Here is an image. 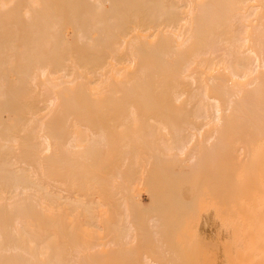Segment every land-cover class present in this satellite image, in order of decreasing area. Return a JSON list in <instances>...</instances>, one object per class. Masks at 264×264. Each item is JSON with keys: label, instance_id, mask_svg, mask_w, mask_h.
Returning <instances> with one entry per match:
<instances>
[{"label": "bare ground", "instance_id": "6f19581e", "mask_svg": "<svg viewBox=\"0 0 264 264\" xmlns=\"http://www.w3.org/2000/svg\"><path fill=\"white\" fill-rule=\"evenodd\" d=\"M260 69H264V0H0V264H177L181 250L175 243L168 251L162 248L169 258L164 252L157 256L161 249L156 248L153 261L142 255L143 261L140 255L142 263L138 262L139 251L146 247L140 241L144 233H139L144 230L136 227L139 212L134 214L131 208V203L138 210L143 206L134 185L141 184L138 176L152 162L164 173L154 163L149 173L155 169L166 179L171 164L175 171L176 165L179 169L186 162L180 156L192 138L177 127L181 121L185 127L192 123L190 118L211 119L222 126L225 111H231V119L241 122H232L240 124L238 129L244 131V121L249 122L252 144L264 136V115H256L258 110L264 112V71ZM197 126L195 132L204 127ZM220 126L216 127L218 144L225 140L219 136L226 131L220 132ZM241 133L234 136L240 139ZM204 138L214 141L211 135ZM219 138L223 140L218 142ZM199 143L195 149L191 141L195 153L203 152L201 162L190 149L193 157L186 158L191 164L181 165L191 171L190 179L183 181L185 171H179L183 183L191 181L194 173L201 177L199 169L205 171L202 162L210 148L202 147L204 152L199 147L203 142ZM226 145L218 146L226 149ZM192 163L201 166L197 169ZM161 167L171 169L168 176ZM149 177L142 185L153 188L156 174L153 180ZM171 177L168 183L175 185L179 178ZM156 181L154 185L161 182ZM180 181L175 187L181 186ZM198 181V188L190 184L196 194L189 198H182V192L192 191L191 186L190 190L178 188L179 203L196 201L194 197L202 193V181ZM148 185L147 194L155 189ZM152 204H147L148 209ZM116 207L119 212L114 211ZM114 212L113 218L125 216L112 222ZM151 216L147 222L152 219L149 222L154 224L149 231L144 229L149 236L154 233L155 240L157 218ZM178 216L182 215L175 217L180 223ZM262 236L257 240L260 247ZM136 239L141 248L130 244ZM244 247L240 255L247 257V263L253 248L245 247L250 249L247 252ZM257 254H252L256 260L252 261L253 256L251 261L263 264V255ZM244 260L238 261L246 264Z\"/></svg>", "mask_w": 264, "mask_h": 264}, {"label": "rangeland", "instance_id": "374dc122", "mask_svg": "<svg viewBox=\"0 0 264 264\" xmlns=\"http://www.w3.org/2000/svg\"><path fill=\"white\" fill-rule=\"evenodd\" d=\"M260 71H264V69H260ZM226 112V114H224L226 117H223L224 119H223V121L221 122V125H222V123H223V125L222 126H220V121H215V120H211V119H206V120H192V118H190L191 119V121H192V123H191V121L188 119V123L190 124V126L189 125H187L188 127H189V130L190 129H192L191 131H193L192 133L191 132H189L188 130H187V128H185V127H187V126H181V125H183L182 124V122L183 121H181V120H177L176 122L179 124V121H181L180 122V124H179V126L177 125V124H174L175 126L177 125V127H183V129H182V132H183V136H185L186 137V134H188L187 135V137H189V138H192L191 139V141H192V143H196L195 144V149H197V146H198V138H199V141H200V143H201V141L203 142V145H202V143L200 144V146L199 147H204V148H206V147H208V148H210V151L207 153V151H206V153L205 154H207L209 157H204V158H206V159H204L205 160V162H202V163H206L205 164V166H204V164H203V166L205 167V171L204 170H200L199 169V167L201 166V164L199 165V167L196 165V163L198 162H196V163H192V165L193 164H195L198 168L197 169H199V171H200V176L201 177H199V175H197L196 176V173H194L193 171H195L196 169H195V167H194V170L192 171L193 173H194V175L196 176V177H198V179L200 180L201 179V181H202V184H201V181H200V184H201V191H202V193H200V195H199V193H197L198 194V196H195L194 197V199L196 198V201L195 200H193V203L192 202H190V203H188V201L186 200L185 201V199L188 197L189 198V196H191V195H193V194H191V193H193L194 192V194H196V190H194V187L192 186V185H194V183L196 184V186L198 185L199 186V181H198V179H196L195 177H194V175L192 176L193 177V179L195 178L197 181H195V182H193L192 180V182L191 181H185L184 183L182 182V181H180V180H182V178L181 177H179V176H181V174H180V169L182 168L181 167V165H184V166H188L186 163H188L189 165L191 164V161H188L189 160V158H191V157H193V155L190 157V155L192 154V152L189 154V152H190V149L192 150V148L194 147V145L193 144H191V141L190 142H188L189 143V145H188V143H187V148L185 149V152H186V150L187 149H189V150H187V154L184 152V154L183 155H181L180 156V159H182V160H184V164H183V162H182V164L180 165V168L178 169V165H176L177 167H175V171H174V168H173V166H172V164L169 166L170 168H172V171H171V169H166V168H168L167 166H166V168L165 167H161L162 169H165V171H166V174L168 173V171L170 170L171 172L170 173H168V174H171L172 175V177H171V175H169L168 176V174H167V176H168V179H170V177H171V179H173L174 181L175 180H178V178H179V180L178 181H180L181 182V186L180 185H178V187L176 188L175 187V185L177 184V182H174L175 183V185L174 184H172L171 182H170V184L168 183V179H166L164 176L165 175H162L166 180L164 181L165 182V185H164V182L163 181H161V179H162V176L161 175H159V174H157V173H155L156 172V170L159 172L160 170H158V168H159V166H158V164L156 165L154 162H152V163H154L156 166L155 167H157L156 168V170L154 169V171H152V172H154L155 174H156V177H155V174L154 173H151V171H150V173H151V175L153 174V176L155 177V180H153L154 178H152V177H149V175H150V173H149V170L151 169H153L154 168V164L152 165V163H150V165L148 164V166H146L143 170H145V171H143L142 170V173L143 174H140L139 176H138V180H139V182L142 180V182H143V184H144V181H145V178L146 177H149V178H147V180H149L150 178H152L151 180H153L154 182L156 181V178H157V180H158V182H160L159 184H161V185H159V184H155L154 185V182L153 181H151L150 180V182H153V188H155L154 190H152L153 188L151 187V184H150V182H149V184L150 185H148V184H146V185H148V187L150 186V190H152V192L151 193H149V194H147L146 192H144V189L146 188V185H142V182H141V184H139L138 185V183L136 184V185H134V190H135V192H136V194H138V195H140L141 196V200H142V205L143 206H141L142 207V209H144V207H146L144 210H142L141 209V207L138 205V208L139 209H141V210H138L136 207H137V205L135 206V204H132L131 203V205H134V206H131V208L132 207H134L135 209L133 210L134 211V214L135 213H138V214H136V215H138L139 217H140V219L138 218V226H136V227H138V229L139 230H144V231H140L139 233H141V232H143L144 234L142 235V233H141V244L142 245H144V246H142L141 244H140V246H142V248H145V249H142L141 251H139V249H138V251H139V253L140 254H138L139 255V259H138V262H141L142 263V260L144 259L143 257H148V258H146L145 260H147L148 259V261H153V259H155V257H156V252H155V250L154 249H156V248H158V249H161V251H157L158 249H156V251H157V253L159 254V255H157V256H160L161 257V254L165 251V250H167L166 248L167 247H169V250H170V248L172 247V245L171 244H174V245H176L177 246V248H178V250H181L179 253H180V255H178L179 256V258L178 259H180V256L182 257L183 256V258H181L180 260L182 261V263L184 264L185 262H183V260L182 259H184L185 257H186V259H187V261L188 262H186V264H202L201 262H203V264H233V262L234 263H236V264H242L243 263V260L245 259V258H243V259H241L242 257H241V255H243L242 253H244V250H243V247L245 246V247H249V248H251L252 247V242L255 240L256 241V243H254L253 242V244H254V248H253V250H252V248H251V250L253 251H250V249L249 248H247V249H249V251L252 253V254H254V255H256L257 253H255L254 251L256 250V252H258V254L257 255H263V253L262 252H264V250H262V249H264L263 247H264V245L262 246V244H260L261 245V247L258 245L259 244V242L261 243V241H259V242H257V240H261V233H262V240L264 241V220L262 219V217L264 216V136H262L261 138H257V140L255 141V139H253V141H255L254 142V144H252V141L251 140H249V136H250V125H249V122L248 121H244V123L246 124L245 125V127L244 126H242V127H244V131L243 130H241L240 128L238 129V125H239V127H241L240 126V124H238V125H235L234 123H241V122H238L239 120L237 119V117H236V115H235V117L236 118H233L234 120L235 119H237V121L235 122L233 119H231L232 117H233V112L231 113V111L229 112V111H225ZM224 112V113H225ZM228 112V113H227ZM258 113L256 114V115H258L259 114V116L262 114V115H264V112H259V110L257 111ZM246 113V112H245ZM244 113V114H245ZM254 113H256V112H254ZM253 113V114H254ZM235 114V113H234ZM241 114V113H240ZM250 113H248L247 112V115H249ZM253 114H250V115H253ZM175 115V114H174ZM189 115V114H188ZM190 115H193L192 113L190 114ZM211 115V114H210ZM237 115H239V114H237ZM242 115H243V113H242ZM255 115V116H256ZM241 116V115H240ZM244 116V115H243ZM246 116V115H245ZM254 116V115H253ZM259 116H256V119H257V117H259ZM262 118L261 119H263V116H261ZM225 118H226V120H225ZM260 118V117H259ZM258 118V119H259ZM227 119H228V121L230 120V122L231 123H227ZM255 118H253L252 120H254ZM256 119H255V121H256ZM233 120V121H232ZM251 120V119H250ZM264 120V119H263ZM186 121H187V119H186ZM190 121V122H189ZM195 121V122H194ZM196 121H202V122H199V124L201 125V123L203 124V126L205 127H200L199 126V124H198V122H196ZM207 121H209V122H207ZM207 122V123H206ZM210 122H214V123H210ZM226 123V125H225V123ZM232 122H234V123H232ZM247 122V123H246ZM259 122H261V121H259ZM258 122V123H259ZM263 122V121H262ZM205 123V124H204ZM210 124V126H209V124ZM217 124V126L219 125L220 126V132H222L223 130H226L225 132H222L223 134H225V135H223L222 133L220 134L219 133V136L221 137L222 136V138H225V140H227V141H225V140H223V139H220L219 138V141H218V139H217V141L218 142H220V140L222 141L223 140V142H221V143H224V146L227 144V142H229L230 143V145L227 147V145H226V149H222V147H220V146H218L219 144H221V143H216V140H215V137H217L218 136V133H216V132H219V130L218 129H216V124ZM243 122H242V124H244ZM251 123V122H250ZM254 123V122H253ZM252 123V124H253ZM195 124H197L196 126L197 127H200V128H203V129H198V131H196L195 132V129H196V126H195ZM208 124V125H207ZM227 124H229V126H230V129H229V127L227 126ZM206 125V126H205ZM213 125V126H212ZM231 125L232 126H234V128L233 127H231ZM256 125V124H255ZM259 125H260V123H259ZM261 125H263L264 126V124H261ZM192 126V127H191ZM194 126V127H193ZM216 126V127H215ZM223 126H227V127H224L223 129L221 128V127H223ZM258 126V125H257ZM262 126V129L264 130V127ZM210 127V129H208ZM213 127H215V129L213 130ZM235 127H237V128H235ZM251 127H253V125L251 126ZM218 128V127H217ZM226 128H228V129H226ZM254 128V127H253ZM252 128V129H253ZM256 128V127H255ZM261 128V127H260ZM194 129V130H193ZM222 129V130H221ZM235 129H236V131H235ZM243 129V128H242ZM259 129V128H258ZM262 129H259L260 131H261V133H262ZM187 130V131H186ZM197 130V129H196ZM199 130H200V132L204 135H202L201 133L199 134ZM202 130V131H201ZM203 130H205L206 132H207V134L205 133L204 134V131ZM215 130H217V131H215ZM227 130H228V134H227ZM210 131L211 132H213V131H215V132H213L214 134L216 133V136H214V134H213V136H212V134L210 133ZM235 131V132H234ZM254 131V130H253ZM255 131H256V129H255ZM254 131V132H255ZM240 132H242L240 135H239V138H240V136L242 135V139L240 138V139H238L236 136L240 133ZM258 131H256V133H257ZM186 133V134H185ZM235 133H237L236 134V136H234L235 135ZM264 133V132H263ZM196 134H199V135H196ZM209 134V136H205V135H208ZM245 134V135H244ZM190 135H191V137H190ZM193 135V136H192ZM194 135H195V137H194ZM210 135H211V138H214V141H213V139H212V141H209V142H205V141H208V138H204V137H210ZM245 136V139H243L244 138V136ZM255 135V134H254ZM254 135H253V137H254ZM260 135V134H259ZM258 135V136H259ZM197 136V137H196ZM203 136V137H202ZM255 136H257V135H255ZM201 137L204 139V140H201ZM233 137H236V139L235 138H233ZM251 137H252V135H251ZM211 138H209L210 140H211ZM263 138V139H262ZM195 139H197L196 141L198 142H196L195 141ZM207 139V140H206ZM249 141H251L250 143H249ZM262 141V142H261ZM205 142V143H204ZM228 143V144H229ZM256 143V144H255ZM191 144V145H190ZM217 144V145H216ZM250 145V146H249ZM204 148H202L203 149V151L205 152V150H207V148L204 150ZM212 148V149H211ZM220 148H221V150H223L222 152L221 151H219L220 150ZM261 148H262V150H261ZM195 149L193 148V153H195ZM198 149H200V148H198ZM259 150V152H258V150ZM209 150V149H208ZM197 151V150H196ZM197 152H199V151H197ZM252 152V153H251ZM263 152V153H262ZM202 153V155H203V152H201ZM201 153H199V154H201ZM209 153L211 154V156L209 155ZM255 153H256V155H255ZM198 155V156H196L198 159H200V155L198 154V153H195V155ZM259 154H262V156L261 155H259ZM189 155V156H188ZM182 156H183V158H182ZM186 156L188 157V160H187V158H186ZM206 156V155H205ZM186 158V159H185ZM210 158V159H209ZM222 158H223V160H222ZM179 158H178V160H180ZM181 160V161H182ZM195 160V159H194ZM203 160V159H202ZM210 160V161H209ZM188 161V162H187ZM221 161V162H220ZM223 161V162H222ZM192 162H194V161H192ZM199 162H201V159L199 160ZM220 163H222V165H221V168L219 169V167H220ZM210 164H211V166H210ZM208 165V166H207ZM215 165V166H214ZM149 166H151V168L149 167ZM174 166H175V164H174ZM183 166V168L181 169L182 171L184 170L185 171V178L183 179V181L184 180H186V178L187 179H190V176H189V173L191 172L190 170H189V168H185ZM148 167V168H147ZM153 167V168H152ZM203 167V168H204ZM202 168V167H201ZM210 168V169H209ZM178 169V170H177ZM193 169V168H192ZM218 169H219V171H218ZM186 170H188V171H186ZM182 171H181V173H182ZM190 171V172H189ZM198 171V172H199ZM164 173V170H161V173ZM176 172V173H175ZM179 172V173H178ZM186 172H188V173H186ZM197 172V173H198ZM201 172H204V174L203 173H201ZM217 172H218V174H217ZM160 173V172H159ZM174 175H173V174ZM178 173V174H177ZM183 174V176H184V172L182 173ZM186 174H187V177H186ZM212 176H211V175ZM253 174V175H252ZM146 175H148V176H146ZM203 175V176H202ZM141 176V177H140ZM142 176H144V178L142 177ZM158 176V177H157ZM177 178H176V177ZM205 176V177H204ZM232 176H234V177H232ZM250 176V177H249ZM208 177H209V179H208ZM252 177V178H251ZM164 178L162 179V180H164ZM181 178V179H180ZM207 178V179H206ZM256 178V179H255ZM144 179V180H143ZM218 179V180H217ZM146 180V182H148ZM247 180V181H246ZM171 181V180H170ZM157 182V181H156ZM179 182V183H180ZM186 182H190V183H186ZM197 182H198V184H197ZM257 182V183H256ZM166 183H168V184H166ZM191 183H193L192 185H190ZM173 185L175 188H173V186L171 187H168L169 185ZM260 184V185H259ZM139 187H138V186ZM212 185V186H211ZM233 185V186H232ZM164 186H165V188H164ZM167 186V187H166ZM180 186V187H179ZM189 186H191V188H192V191H186V188L185 187H187V190H190L191 188L189 187ZM198 186H197V188H198ZM229 186V187H228ZM157 187V188H156ZM181 187H183V188H181ZM218 187V188H217ZM178 188L180 189L181 188V190L183 191V189H184V191L182 192V194H183V197L181 196V195H179V194H181V191L180 190H178ZM233 188H235V189H233ZM195 189H196V187H195ZM213 189V190H212ZM215 189V190H214ZM220 189V190H219ZM232 189L235 191V193L232 191ZM263 189V190H262ZM147 190H149V188L148 189H146V191ZM199 190V189H198ZM198 190H197V192H198ZM210 190H212V191H210ZM159 191V192H158ZM178 191H180L179 193H178ZM240 191V192H239ZM200 192V191H199ZM221 193V194H220ZM238 193H240V195H241V197H240V195L238 194ZM258 193V194H257ZM263 193V194H262ZM187 194V195H186ZM229 194L231 195L232 194V196L231 197H233L234 198V200H237V201H233V198H230V196H229ZM234 194V195H233ZM252 194V195H251ZM154 196V198H156V200L154 199H151V197L153 198V196ZM178 195L180 196V197H178ZM149 196V197H148ZM187 196V197H186ZM239 196V197H238ZM185 198V199H183V201H181V203H179L180 202V200H182V198ZM218 197H219V199H218ZM237 197V198H236ZM263 197V198H262ZM179 198V199H178ZM228 198H230V199H228ZM258 198V199H257ZM193 199V198H192ZM215 199V200H214ZM227 199H228V201H227ZM259 199H260V201H259ZM150 200H152V201H150ZM170 202H169V201ZM155 201V202H154ZM174 201H175V204H174ZM192 201V200H191ZM244 201V202H243ZM150 202H154L153 204L152 203H150ZM159 204V205H157V203ZM177 202L179 203V205L177 204ZM183 202H185V203H183ZM215 202V203H214ZM227 202H228V204L230 205H227ZM236 202V203H235ZM240 203V206H239V204L238 203ZM243 202V203H242ZM130 203V202H129ZM241 203H242V208H241V210H240V208H238V207H241ZM126 204H128V203H126ZM147 204H152V205H154V206H151V208H149L148 209V205ZM185 204V205H184ZM191 204L193 205V206H191ZM243 204H244V207H243ZM146 205V206H145ZM177 205V206H176ZM237 205V206H236ZM252 205V206H251ZM260 205V206H259ZM130 206V205H129ZM150 206V205H149ZM179 206H181L180 208H179ZM191 206V207H190ZM227 206H229V207H227ZM263 206V207H262ZM152 207H153V209H152ZM188 207H190V208H188ZM228 209H227V208ZM259 207V208H258ZM260 207H261V209H260ZM127 208H128V206H127ZM238 208V209H237ZM244 208V209H243ZM254 208V209H253ZM257 208V209H256ZM123 209V208H122ZM121 208H120V211L122 210ZM129 209V211H131L130 210V208H128ZM147 209V210H146ZM175 209V210H174ZM108 210H110L109 208H108ZM135 210H137V211H135ZM149 210H150V212H149ZM152 210H153V212H152ZM160 210V211H159ZM232 210H234L235 212H232ZM240 210V211H239ZM243 210V211H242ZM250 210H252L251 212H250ZM259 210V211H258ZM111 211H112V209H111ZM110 211V212H111ZM114 211H117V207H116V209H114ZM158 213H157V212ZM246 211V212H245ZM113 212V211H112ZM117 212H119V211H117ZM154 212H155V214H154ZM185 212H187V213H185ZM249 212V213H248ZM257 212V213H256ZM115 213V214H114ZM114 213H110V221H112V220H114V218H120V217H124L122 214H124V212L122 211V212H120V213H122L121 215H120V217H118V216H116V217H112V215H117L116 214V212H114ZM133 213V212H132ZM151 213H153V214H151ZM233 213V214H232ZM253 213V214H252ZM182 215L181 217L180 216H178L177 218H181V220L179 221L180 223H178L177 222V220H175V217L177 216V215ZM143 215L145 216V215H147L146 217H145V221H144V217H143ZM151 215H153V217H155V218H157V220L156 219H154V220H156V222L157 223H155L156 224V226H155V230H153L154 232L156 231V236H155V240H154V238L152 239V235L151 234H154V233H151V232H149V233H151L150 234V236L149 235H147V233L148 232H146L145 233V231H147V229L145 230L144 228L146 227H149V229H148V231L151 229L150 228V224L151 223H153V222H149L150 220H152V219H149L148 220V222H147V218L148 217H150ZM175 215V216H174ZM135 216V215H134ZM249 216V217H248ZM258 216V217H257ZM152 217V216H151ZM176 218V219H177ZM179 218V219H180ZM260 218V219H259ZM112 219V220H111ZM229 219V220H228ZM252 219V220H251ZM255 219H257L256 220V223H255ZM259 219V220H258ZM115 220H117V219H115ZM153 220V221H154ZM173 220H174V222H173ZM262 220H263V222H262ZM238 221V222H237ZM259 221V222H258ZM112 222H114V221H112ZM170 222H173V226H169L168 225V223H170ZM182 222V223H181ZM244 222V223H243ZM263 224H262V223ZM147 223V224H146ZM244 225H243V224ZM255 223V224H254ZM260 223V224H259ZM149 224V226H146V225H148ZM154 224V223H153ZM180 224V225H179ZM234 224V225H233ZM258 224V225H257ZM262 224V225H261ZM175 225H176V227H177V225H178V227L177 228H175ZM241 225V226H240ZM248 225H249V227L250 228H248ZM157 226H159V227H157ZM236 226V227H235ZM260 226V227H259ZM136 227L134 228L135 230H136ZM166 227V228H165ZM232 227V228H231ZM262 227V229H260ZM171 228V229H170ZM173 228H175L174 230H173ZM248 228V229H247ZM259 228V229H258ZM137 229V230H138ZM245 229V230H244ZM247 229V230H246ZM252 229V230H251ZM254 229V230H253ZM136 230V231H137ZM257 230V231H256ZM258 230H262V231H259L258 232ZM136 231H135V233H134V235L136 234ZM165 231H166V233H165ZM247 233H246V232ZM255 231V232H254ZM261 232V233H260ZM169 233V234H168ZM146 234V235H145ZM158 234V235H157ZM134 235H132V236H134ZM145 235V236H144ZM167 235V236H166ZM252 235H253V237H252ZM139 236H138V238H139ZM144 236V237H143ZM146 236H147V238H146ZM154 236V235H153ZM162 236V237H161ZM257 236H259L258 238H257ZM111 237V236H110ZM134 237H136L137 238V235L136 236H134ZM249 237H251V238H249ZM137 238V239H138ZM149 238V239H148ZM162 240H161V239ZM172 238H173V240H172ZM201 238V239H200ZM243 238H244V240H243ZM254 238V240L253 241H249V240H251V239H253ZM260 238V239H259ZM136 239V241L135 242H133V243H130L132 246H133V244H134V247L137 245V240ZM159 240V242H158V240ZM146 240V241H145ZM160 240H161V242H160ZM140 241H139V243H140ZM148 242V243H145V242ZM157 241V243H159V246H157L158 244L156 243V245H155V242ZM245 241V242H244ZM143 242H144V244H143ZM173 242V243H172ZM135 243H136V245H135ZM154 243V244H153ZM165 243V244H164ZM251 243V244H250ZM264 243V242H263ZM164 244V245H163ZM206 244V245H205ZM245 244V245H244ZM147 245V246H146ZM161 245V246H160ZM163 245V246H162ZM167 245H169V246H167ZM251 247H250V246ZM138 246V248H141L139 245H137ZM164 246H165V248H164ZM171 246V247H170ZM185 246V247H184ZM186 246H187V248L189 249L188 251L187 250H185L186 249ZM148 247H150V248H148ZM154 247V248H153ZM244 247V248H245ZM259 247V248H258ZM152 248V249H151ZM165 249V250H163V249ZM136 249L137 248H135V251H136ZM149 249V250H148ZM176 249V248H175ZM184 249V250H183ZM240 249V252L238 253L239 254V256H238V254H237V252H238V250ZM126 250V249H125ZM148 250V251H147ZM172 250V249H171ZM173 250H174V248H173ZM245 250H246V248H245ZM262 250V251H261ZM134 251V252H135ZM137 251V252H138ZM145 251V252H144ZM149 251H150V253H149ZM168 251V250H167ZM183 251V252H182ZM184 251L186 252L185 253V255H182L181 254V252L184 254ZM243 251V252H242ZM247 251V250H246ZM246 251H245V254H246ZM249 251H247V252H249ZM171 252V251H170ZM170 252H168V253H170ZM189 252V253H188ZM118 253H120V251H118ZM145 253V254H144ZM152 253V254H151ZM175 253H176V250H175ZM192 253L194 254L193 256H192ZM199 253V254H198ZM235 253L237 254L236 255V257H235ZM250 253V254H251ZM262 253V254H261ZM136 254V253H135ZM146 254H147V256H146ZM155 254V255H154ZM171 254V253H170ZM177 254H178V252H177ZM176 254V255H177ZM186 254H188V257L186 256ZM190 254V255H189ZM229 254L230 255H232L233 256V254H234V256L233 257H231L230 256V258H229ZM241 254V255H240ZM248 254V253H247ZM250 254H248V255H250ZM251 254V256H249V261L247 260V263H246V259H247V257H246V259L244 260V263H246V264H250L249 262H252V261H254L255 262V260H256V256H254V255H252ZM140 255H141V257H142V255H143V257L141 258L140 257ZM152 255H154V258H153V256ZM165 255H167L165 252H164V256ZM201 255V256H200ZM202 255H204L203 257H202ZM247 255V256H248ZM173 256H175L174 254L172 255V257ZM190 256V257H189ZM192 256V257H191ZM237 256L239 257L238 259H235V258H237ZM253 256H254V260H252L253 259ZM136 257H137V255H136ZM150 257H151V259H150ZM167 257L169 258V256L167 255ZM194 257V258H193ZM228 257V258H227ZM235 257V258H234ZM263 257H264V255H263ZM138 258V257H137ZM140 258L142 259L141 261H140ZM153 258V259H152ZM191 258H192V260H191ZM178 259L177 260H175V262H177V264H178ZM200 259V260H199ZM207 259V260H206ZM229 259V260H228ZM263 259V258H262ZM199 260V261H198ZM230 260H232V262H229L228 263V261H230ZM238 260H242V261H240V262H242V263H240ZM252 260V261H251ZM257 260H259V258L257 259ZM144 261V260H143ZM194 261V262H193ZM207 261V262H206ZM236 261V262H235ZM237 261H238V263H237ZM260 261H261V256H260ZM259 261V262H260ZM254 262H252L251 264H254ZM256 262H258V261H256ZM261 263V262H260ZM259 263V264H260ZM179 264H180V262H179ZM262 264V263H261ZM263 264H264V260H263Z\"/></svg>", "mask_w": 264, "mask_h": 264}]
</instances>
